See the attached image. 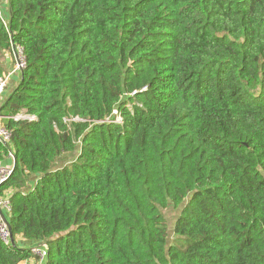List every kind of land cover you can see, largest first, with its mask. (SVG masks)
Here are the masks:
<instances>
[{
  "label": "trees",
  "instance_id": "trees-1",
  "mask_svg": "<svg viewBox=\"0 0 264 264\" xmlns=\"http://www.w3.org/2000/svg\"><path fill=\"white\" fill-rule=\"evenodd\" d=\"M5 2L0 264H264V0Z\"/></svg>",
  "mask_w": 264,
  "mask_h": 264
},
{
  "label": "built area",
  "instance_id": "built-area-1",
  "mask_svg": "<svg viewBox=\"0 0 264 264\" xmlns=\"http://www.w3.org/2000/svg\"><path fill=\"white\" fill-rule=\"evenodd\" d=\"M13 73L17 72L20 73L22 69L25 67L24 57L22 53V49L20 47H16L13 49ZM5 78H0V95L2 94L5 86ZM13 121H19V120H26V121H33L35 118L31 115H23V114H17L13 117H11ZM0 141L4 144H8L10 142V132L3 126L0 125ZM7 159L14 161V155L12 151H8L7 153ZM12 169L10 168H4L0 165V184L5 182L8 177L11 174ZM9 198L3 197L0 198V241L6 245H14L12 243V239L10 237V231L7 226V215L10 211V205H9ZM31 252H33L36 256L39 257V259H43V257L46 254L45 249L41 250L39 248H36L35 246L30 247Z\"/></svg>",
  "mask_w": 264,
  "mask_h": 264
},
{
  "label": "rangeland",
  "instance_id": "rangeland-1",
  "mask_svg": "<svg viewBox=\"0 0 264 264\" xmlns=\"http://www.w3.org/2000/svg\"><path fill=\"white\" fill-rule=\"evenodd\" d=\"M6 7V2L4 3V0H0V13L2 14V16L4 15V13L2 12V9H5ZM0 61H2V64H4V62H10L11 64V68H13V54L11 53H2L0 55ZM119 121V119L117 120ZM2 124V123H1ZM0 124V125H1ZM75 157V152L69 155H64L62 156L57 162V165H65L67 163H69L73 158ZM179 209H175L173 208L172 205H169L166 209L161 210V213L163 214L164 218L166 219L167 225H168V241L171 242L172 240V229H173V224L174 221L177 217V214L179 212ZM16 240L18 241V239L16 238Z\"/></svg>",
  "mask_w": 264,
  "mask_h": 264
},
{
  "label": "crops",
  "instance_id": "crops-1",
  "mask_svg": "<svg viewBox=\"0 0 264 264\" xmlns=\"http://www.w3.org/2000/svg\"><path fill=\"white\" fill-rule=\"evenodd\" d=\"M0 65L2 66V68L5 71L3 78L6 77L5 86H4L5 88L2 92L3 95L1 94L2 96L0 97V103H1L3 101V99L6 97V95L8 93H10L12 91V89L16 86L18 79L20 77V73H17V72L13 73V70H12L13 68H11L10 62H4V64H2V61H0ZM0 124L3 125L1 117H0ZM0 165L4 168L13 169V162L7 158H6L5 162L0 163ZM17 242L20 246H29V245H27L28 243L21 238H18ZM20 264H34V262L30 261V262H24V263H20Z\"/></svg>",
  "mask_w": 264,
  "mask_h": 264
},
{
  "label": "water",
  "instance_id": "water-1",
  "mask_svg": "<svg viewBox=\"0 0 264 264\" xmlns=\"http://www.w3.org/2000/svg\"><path fill=\"white\" fill-rule=\"evenodd\" d=\"M22 75V71H20V76ZM7 226H8V229H9V231H10V226H9V224H8V222H7ZM10 237H11V239H12V235H11V231H10ZM12 243L14 244V240L12 239Z\"/></svg>",
  "mask_w": 264,
  "mask_h": 264
}]
</instances>
